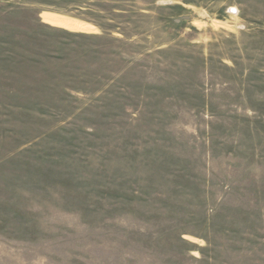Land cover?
Masks as SVG:
<instances>
[{
    "label": "rangeland",
    "instance_id": "obj_1",
    "mask_svg": "<svg viewBox=\"0 0 264 264\" xmlns=\"http://www.w3.org/2000/svg\"><path fill=\"white\" fill-rule=\"evenodd\" d=\"M0 264H264V0H0Z\"/></svg>",
    "mask_w": 264,
    "mask_h": 264
},
{
    "label": "bare ground",
    "instance_id": "obj_2",
    "mask_svg": "<svg viewBox=\"0 0 264 264\" xmlns=\"http://www.w3.org/2000/svg\"><path fill=\"white\" fill-rule=\"evenodd\" d=\"M63 22L66 23V24L77 26V27H83V28L84 27H88V25L86 23L79 22V21H73V20H69V19H64Z\"/></svg>",
    "mask_w": 264,
    "mask_h": 264
}]
</instances>
